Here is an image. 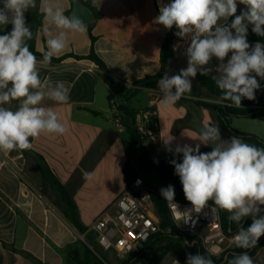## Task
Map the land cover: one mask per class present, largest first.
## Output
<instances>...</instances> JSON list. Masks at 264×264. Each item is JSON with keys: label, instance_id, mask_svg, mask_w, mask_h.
Masks as SVG:
<instances>
[{"label": "crops", "instance_id": "crops-1", "mask_svg": "<svg viewBox=\"0 0 264 264\" xmlns=\"http://www.w3.org/2000/svg\"><path fill=\"white\" fill-rule=\"evenodd\" d=\"M93 1L100 18L88 23L86 32L71 34L69 47L56 57L88 56L93 49L105 68L70 56L59 64L38 65L42 80L53 85L62 81L70 90L67 104H56L48 99L43 101L44 106L59 114L67 131L63 135L43 133L30 138L32 147L26 151L0 152V264H78L71 253L77 252L76 257L85 260V247L105 264L124 262L114 252L121 261L111 263L85 242L83 247L78 245L83 241V234L113 206L135 177L141 176L149 184L146 179L157 174L145 169L140 155L131 150L132 139L121 110L123 107L140 113L152 107L159 110L163 161L173 173L175 169L170 162L173 159L181 162L182 154L174 155L169 151L166 141H170L173 150L178 144L195 147L200 143L199 133L205 125L219 126L224 141L233 137L221 128L217 111L202 104L225 103L204 88L198 79H192L190 93H185L168 107L162 104L159 88L152 90L138 85L139 81L158 74L162 69V47L169 30L159 25L156 17L160 7L170 0ZM59 3L65 8L66 15L72 14L71 0H59ZM244 7L238 4L237 14ZM29 12L32 19H41L34 48L43 53L46 38L41 34L44 21L40 0ZM89 26L96 38L94 43ZM9 31L11 26H0V35ZM189 43L190 38L176 35L172 46L176 59L168 60L162 77L178 74L180 69L187 67L185 51ZM36 57L43 61V58ZM218 64L215 58L211 61L209 67L213 72L207 77L212 79V75H219L215 69ZM107 77L118 84L119 90L124 89V97H119L111 89ZM257 80L261 88L256 95L264 98V80L259 77ZM144 102L146 106H142ZM10 106L15 110L19 101H11ZM118 117L122 127L116 123ZM231 127L264 140L263 120L232 118ZM206 150H212V146L201 144L200 151ZM40 164L46 165L70 192L77 206L79 222L87 230L85 233L82 234L67 216L65 205L41 173ZM86 173L91 174L90 179H85ZM87 237L99 246L94 233L87 234ZM252 259L254 264H264V246Z\"/></svg>", "mask_w": 264, "mask_h": 264}, {"label": "clouds", "instance_id": "clouds-1", "mask_svg": "<svg viewBox=\"0 0 264 264\" xmlns=\"http://www.w3.org/2000/svg\"><path fill=\"white\" fill-rule=\"evenodd\" d=\"M0 26L11 24V31L0 35V152L28 150L30 138L43 133L63 135L67 129L59 114L43 105L45 99L56 104L70 102V90L62 81L54 85L40 77V63L50 64L69 47V36L87 31V24L74 13L65 14L59 0H40L43 16L41 34L46 38L43 61H38L28 41L34 33L25 13L37 7V0H0ZM238 4L245 6L239 14ZM229 18H232L230 22ZM227 21V23H222ZM156 22L181 38H190L186 48L187 67L178 74H165L157 81L164 107L174 105L185 93L192 91V79L199 73L207 76L215 58L219 64L212 75L222 100L231 101L229 107L242 106V100H255L261 88L257 77L264 80V43L254 45L247 40L249 26L264 37V0H170L159 9ZM227 58V59H226ZM19 101L13 110L11 101ZM195 147L184 144L171 149L182 154V161L173 159L185 199L199 212L212 201L216 209L229 213L235 222V246L250 250L264 236V147L244 142L242 137L221 139L219 126L205 125ZM211 145L210 152L200 151V145ZM91 174L86 173L85 179ZM139 183V181H138ZM166 201H174L175 189L169 185L160 189ZM251 216L252 223L244 227L242 221ZM187 243V242H186ZM192 246V245H188ZM179 264V261H176ZM186 264H214L211 255L186 256ZM225 264H254L248 251L225 257Z\"/></svg>", "mask_w": 264, "mask_h": 264}, {"label": "trees", "instance_id": "trees-1", "mask_svg": "<svg viewBox=\"0 0 264 264\" xmlns=\"http://www.w3.org/2000/svg\"><path fill=\"white\" fill-rule=\"evenodd\" d=\"M83 4L88 6L96 15L97 18H100V14L97 12L95 8V4L93 0H80ZM232 18H229L231 21ZM28 23L31 24L29 26L34 33V38L31 41H28L30 50L38 57L43 58V53L36 51L34 48V41L36 38V32L38 28L41 26L40 18H31L29 12ZM12 27V26H11ZM176 28L175 26L169 30L165 41L162 47V69L161 71L153 76H147L141 81L138 82V85L145 87L147 89L156 90L157 81L162 77L164 68L167 65L168 60H175L176 56L174 50L172 48L174 40L176 38ZM89 32L92 42L96 40V38L92 34V28L89 26ZM247 40L249 43L261 42L264 43V37H259L251 31V26H249ZM74 57L78 60H89L94 62L96 65L105 68L104 62L96 55L94 50H91V53L88 56H80V55H66L62 57H53L51 63L59 64L64 61L67 57ZM199 80L200 84L206 88L211 94L219 97L221 99L222 93L217 88L215 81L207 76H202L199 73L195 77ZM108 85L111 89L119 96L124 97L122 95V91L124 89L119 90L118 84L111 79L110 77L106 78ZM255 100H242V106L237 108L234 105L229 107L232 102L228 100H223L224 105H213L202 103L205 107L213 108L217 111L218 121L223 130L228 132L231 136L242 137L244 140L253 143L257 147H264V140L255 135H249L242 132H239L231 127V119L232 118H248V119H259L264 121V98L256 95ZM222 100V99H221ZM123 111L124 117L127 119L126 126L129 134L131 135V150L133 152H137L140 155L142 165L145 169L154 170L160 177V187L153 188L152 198L153 202L156 206L157 215L161 222V227L163 230L170 229L169 233L163 232L153 236L145 245L144 249L139 253L131 256L128 260L124 261L122 264H159L160 261L170 252L176 254V256L186 264V256L189 253L196 254H205L206 251L201 246L199 240L194 238L191 235L181 232L172 222L168 208L163 197L160 195V189L165 188L169 185L174 186L175 189V197L174 199L178 202L190 203L185 199L183 188L180 183L179 177L173 173L172 168L167 165L163 160H154L150 158V155L153 152L152 147L148 149H143L140 146V136L138 129L136 127V119L140 112L130 111L126 108L121 109ZM26 151V150H23ZM211 150H206L203 153L210 152ZM40 170L43 176L50 182L52 187L58 194L59 200L65 205V209L67 211V216L73 223V225L83 234L87 230L80 224L78 215H77V206L74 203L70 192L68 189L55 177V175L48 169L46 165L40 164ZM213 204L212 201H209ZM214 205V204H213ZM223 225L227 231L230 229L233 232L237 231V225L235 222H229L227 219L229 213L221 210ZM252 223L251 216L246 217L242 224L244 227L250 226ZM187 242V243H186ZM192 245V246H188ZM264 246V236H261L259 239L257 246L250 249H239L235 247L232 250L227 251L221 258L217 259L211 257L214 261V264H225V257L231 258L233 254H239L243 251H248V254L253 257L256 252ZM75 255L73 260L78 264H105L98 256H96L88 247H85V260H80V258L76 257L78 255L77 252L71 253Z\"/></svg>", "mask_w": 264, "mask_h": 264}, {"label": "built area", "instance_id": "built-area-1", "mask_svg": "<svg viewBox=\"0 0 264 264\" xmlns=\"http://www.w3.org/2000/svg\"><path fill=\"white\" fill-rule=\"evenodd\" d=\"M25 17L28 23L29 10L25 13ZM116 123L122 127L120 117L117 118ZM136 127L141 148L152 147L150 158L163 160L161 145L163 135L159 110L152 107L141 112L137 116ZM152 193L153 187L147 184L143 177H135L113 206L93 223L85 236L94 233L99 246L104 251H112L124 261L139 253L153 236L171 231L162 229ZM164 201L173 224L181 232L199 240L211 257L219 259L236 247L234 243L236 232L231 233L225 229L221 210L218 208L215 212L211 210L215 205L208 202L207 207L196 212L191 203L178 202L175 199L174 201L164 199Z\"/></svg>", "mask_w": 264, "mask_h": 264}, {"label": "rangeland", "instance_id": "rangeland-1", "mask_svg": "<svg viewBox=\"0 0 264 264\" xmlns=\"http://www.w3.org/2000/svg\"><path fill=\"white\" fill-rule=\"evenodd\" d=\"M177 32V30H176ZM142 104V103H141ZM147 103L144 102L142 106H146ZM146 181L152 185L154 188H159L160 187V177L158 176V174H154L152 177H148L146 179ZM83 241H79L78 245L80 247H83V243L85 242L88 246H91L92 248H94L97 251V254L99 256H101L102 259L109 261V262H113V260H118L121 261L119 259L116 258L115 254H113V252L111 251H104L102 248H100L98 245H96L92 240H90L89 237L85 236L83 234L82 236ZM84 243V244H85ZM176 261H179V264H184L177 256L175 253L170 252L168 253L161 261L159 264H176Z\"/></svg>", "mask_w": 264, "mask_h": 264}, {"label": "water", "instance_id": "water-1", "mask_svg": "<svg viewBox=\"0 0 264 264\" xmlns=\"http://www.w3.org/2000/svg\"><path fill=\"white\" fill-rule=\"evenodd\" d=\"M73 3V12L79 18H81L86 24L94 22L96 20V16L93 11L85 6L80 0H71ZM229 232H233L231 229ZM141 264V263H137Z\"/></svg>", "mask_w": 264, "mask_h": 264}]
</instances>
